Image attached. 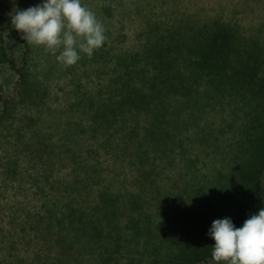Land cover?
<instances>
[{
  "label": "trees",
  "instance_id": "16d2710c",
  "mask_svg": "<svg viewBox=\"0 0 264 264\" xmlns=\"http://www.w3.org/2000/svg\"><path fill=\"white\" fill-rule=\"evenodd\" d=\"M160 6L167 13L164 3ZM98 12L102 18L109 14L102 8ZM169 17L167 28L184 29L185 35L175 33L169 39L160 34V19L148 18L144 33L150 34L147 38L145 33L149 51L143 64L126 68L124 79L110 80L105 87L103 69L85 70L87 73L73 80L72 91L56 110L45 119L43 114L31 119L26 133L29 140H15L16 154L23 153L27 159L19 162L14 155L7 178L16 177L20 188L25 187L23 181L30 180L32 199L41 208L29 218L13 222L8 231L0 230L3 244L16 236L9 254L20 247L37 250L35 258L21 256L12 262L80 264L86 249L78 244L74 227L86 217L109 219L127 237L146 236L156 248L160 243H176L182 253L190 251L194 261L214 260L215 241L208 235L207 216L203 209L201 213L195 208L202 203L190 193L187 171L176 166L180 155L186 166L195 155L186 148L179 150L180 143L182 147L186 144L179 131H159L164 120L151 121L149 114L157 110L165 117L170 115L173 126L184 117L188 126L197 128L201 118L195 94L199 91L210 104L217 103L218 96L234 92L251 102L261 98L256 107L264 115V45L241 37L234 25L220 20L204 21L194 29L184 24L187 20ZM0 42V57L16 67L2 44V35ZM109 42L105 40L102 46ZM130 49L134 58L139 56L137 47ZM18 73L21 100L13 101L12 109L32 105L42 113L47 86L31 77L25 66ZM92 81L95 95L89 93ZM16 130L19 138L25 128ZM206 139L200 136L202 149L208 147ZM256 147H262L261 143L256 141ZM241 177L244 197L252 196L255 187L250 193L247 187L254 183L256 173L250 170ZM230 196L229 191L227 201ZM21 207L19 204V210ZM128 226L132 234L124 232ZM175 236L179 239L172 243ZM120 249L123 247L114 252ZM108 257L105 260L111 259Z\"/></svg>",
  "mask_w": 264,
  "mask_h": 264
},
{
  "label": "rangeland",
  "instance_id": "374dc122",
  "mask_svg": "<svg viewBox=\"0 0 264 264\" xmlns=\"http://www.w3.org/2000/svg\"><path fill=\"white\" fill-rule=\"evenodd\" d=\"M35 3H41V0H0V36L4 38L5 43L2 44L7 47L10 59L16 64L14 67L11 62L3 61V57H0V230L2 231H8L13 222L29 218L41 208L39 201L32 199L31 193L34 189L30 185V180L23 181L25 187L20 188V181L15 179L16 177L7 178L15 158L19 162L27 159L23 153L16 154L15 140H29L30 136L26 133H29L31 119L37 120V116L41 114L45 119L48 114L56 110L72 91L73 80L79 79L80 74L87 73L85 70L103 69L107 73L105 87L110 80L124 79L126 68L139 67L143 64L149 51L147 38L150 34L145 31L146 38L144 33L148 18H159L157 26L161 31L160 34L166 35L169 39L174 38L175 33L186 34L184 29L167 28L168 17L176 15L180 21L187 20L184 24H188V28L194 29L201 27L204 21L220 20L230 23L235 26L236 31L240 30L241 37L258 40L264 45V0H82L84 5L95 12L104 26L106 40L110 42L105 47L101 46L95 50L92 56L81 54V58L75 64L65 66L43 46L26 42L11 23V15L17 7L27 8ZM160 3H164L167 13L163 12ZM101 8L109 12L106 18L100 16L98 10ZM130 47L138 48V57L134 58ZM22 66L27 67L31 77L37 78L48 88L49 94L41 102L42 113L38 114L32 105L25 110L21 105L14 106L15 109L11 107L13 101L21 100L18 69H22ZM114 67L117 70H112ZM91 88L89 93L95 95V81H92ZM195 95L199 97L198 112L201 118L197 128L190 124L188 126L184 117H180L173 126L172 117L163 116V112L158 114L157 110L150 112L149 120L161 122L163 119L164 122L158 127L154 125L161 132L179 131L181 139L186 142L183 147L180 143L179 150L186 148L189 154L195 155L194 159L186 163L187 166L180 155L176 166L177 169L183 168L187 171L190 193L202 203L195 208L198 207L197 210L201 213L203 209L207 216L205 220L207 228L211 227L214 219L225 216L231 217L234 224L240 227L250 214L264 207V115L259 107H256L261 98L251 102L248 97L234 92L230 96L226 94L218 96L217 103L210 104L201 92L198 91ZM20 126L25 130L21 132L23 135L20 134L21 137L17 138L16 129ZM203 135L207 137L206 149H202L199 141L200 136ZM256 141L262 146L258 150ZM14 155L17 156L14 158ZM250 170L251 173H256L257 178L247 189L250 193L255 187V193L244 197L245 187L241 176ZM17 178L20 179V176L18 175ZM229 191L230 199L235 195L234 201L226 200ZM222 199L226 201L223 202ZM242 200L243 203H240ZM19 204L22 206L21 210ZM82 220L81 223H75L74 227L76 238L80 241L78 244L86 249L80 264H218L215 260L194 261L190 251L182 253L176 243H160L156 248L153 241L146 236L137 234L132 238L127 237L106 218L86 217ZM124 232L132 234V229L128 226ZM174 238L176 239L172 243L178 240L179 236ZM13 239L8 237L4 244L0 240L1 264H8L9 261L11 264H16L12 261L21 256L26 260L28 256L35 258L34 252L37 250L33 248L34 251H25L26 249L20 247L19 251L13 250L9 254V246L12 245ZM117 247L123 249L115 253L114 249ZM104 253L106 255H103ZM107 257L111 259L105 260ZM29 263L35 264L34 260ZM47 263L52 264V262Z\"/></svg>",
  "mask_w": 264,
  "mask_h": 264
},
{
  "label": "clouds",
  "instance_id": "9594fccd",
  "mask_svg": "<svg viewBox=\"0 0 264 264\" xmlns=\"http://www.w3.org/2000/svg\"><path fill=\"white\" fill-rule=\"evenodd\" d=\"M11 23L26 42L43 46L65 66L75 64L81 54L92 56L106 40L103 24L82 0H41L17 7ZM208 235L215 241L211 255L218 264H264V207L240 227L231 217L214 219Z\"/></svg>",
  "mask_w": 264,
  "mask_h": 264
}]
</instances>
